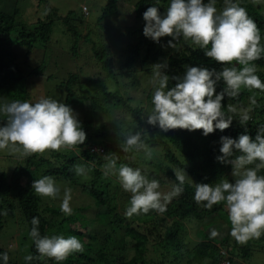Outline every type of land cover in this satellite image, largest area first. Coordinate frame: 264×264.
<instances>
[{
    "label": "trees",
    "instance_id": "1",
    "mask_svg": "<svg viewBox=\"0 0 264 264\" xmlns=\"http://www.w3.org/2000/svg\"><path fill=\"white\" fill-rule=\"evenodd\" d=\"M15 1L18 0H0V102H35L41 97L36 98L33 87L39 84L45 90L42 97H50L54 93L58 101L75 110L81 118L79 121L86 132V139L80 145L64 147L59 151L48 149L26 157L18 155V165L9 173H0V209L7 211V215H0V233L6 219L18 212L28 235L32 226L31 219L36 216L39 218L41 235L51 236L62 230L61 235H74L81 240L84 250L74 252L65 260L57 262L54 258L41 257L29 236V254L33 259L17 262L7 249L0 247V253H8V264H177L180 260H186L185 264H222L225 260L228 264H234L238 261L233 260L234 255L248 259L252 255L251 240L246 241L247 246L239 250V255L236 253L238 243H231L230 236L223 235L219 229V226L225 224L231 227L226 203L222 201L211 208H205L204 202L198 204L193 196L196 183H217L228 170L232 171L231 164L221 163L216 159L221 155V136L236 138L246 129L254 138L257 129L264 126V95L257 96L261 90L241 88L237 97H224L221 102L222 111L226 117L233 116V120L223 131L214 130L205 136L201 129L188 131L177 128L162 132L157 126L150 125V130H145L151 131V136L148 135L145 142L151 150V158H146L143 151L124 153L119 147V142L123 139L120 134L133 127L149 125L146 120L152 107L151 96L154 89L152 85L147 90L142 89L140 77L143 73H153L154 64L166 62L167 67L161 70L169 75L168 86L172 87L176 83L172 77L182 76L185 65L219 71L221 64L206 57L199 47L193 50L191 41H185L182 37L173 41L174 47L167 44L172 39L170 36L161 37L159 43L146 38L142 34V13L155 4L156 0L127 1L133 22L128 20L133 27L127 29V40L120 51L111 50V40L105 38L102 30L99 42L92 40L93 23L85 18L84 14L88 13V9L84 5L79 18L72 12L60 15L55 8L46 5L47 10L43 16L35 17L32 22L27 23L15 6ZM36 2L39 7L45 0ZM238 2L256 22L261 42L264 43V0ZM6 3H11L12 7L7 8ZM120 3L123 1L108 0L99 10L95 24L104 26L105 19L119 9ZM167 6L168 0H160L158 11L165 14ZM216 7L221 9L223 3L217 1ZM54 20L62 23L66 36L64 40L68 43L69 50L66 56L63 52L60 56L59 53H53L51 46L47 48ZM83 27L85 33L82 32ZM103 38L105 41H102ZM117 38L119 37L114 39ZM87 43L90 44L92 55L85 56L79 62L81 70L96 68L97 72H92L89 76L81 77L76 67L75 71L69 68L75 63L64 68L60 62L64 72L57 76L58 82L52 86L48 81L52 72L44 74L43 56L41 59L31 60V56L36 58L43 48L44 51L47 49L49 58L56 56V61H69L80 57L81 46ZM50 61L47 60L49 65ZM87 61H91L89 66ZM252 63L257 66V75L264 80V56ZM107 85L113 89H107ZM91 86L95 87V92L89 95ZM223 87L226 85L221 80L217 83L216 91H221ZM137 91L143 92L142 99L137 100L134 96ZM249 97L256 98V103L252 104ZM229 105L237 109L248 106L250 119L244 126L239 123L240 113L229 112ZM119 109L129 117L127 122L123 119L125 117L119 118L118 122H111ZM116 117L119 115L116 114ZM5 118L0 115V124L6 123ZM97 120L102 122L99 126L94 125ZM97 147L102 152L95 151ZM233 155L235 157L240 153L234 152ZM106 157L115 158L117 167L120 164L140 167L149 179L159 180L164 192L170 191L172 185L178 183L173 170H184L187 174L184 191L172 198L163 213L149 210L147 213L127 216L125 210L130 193L121 188L114 171L105 175ZM78 165L84 167V174H76ZM247 167H254V164ZM258 174L264 175L263 167ZM44 175L53 177L57 185L65 186L70 192L85 195L91 202L86 205L72 204V214L64 215L57 201H47L32 189V182ZM60 195L63 196L62 191ZM71 197L70 203L75 200V196ZM191 226L196 229L203 227L204 231L196 232L199 240L194 241L192 247L187 249L183 239L186 228ZM212 228L220 233L216 238L209 236ZM117 239L120 244L118 248L113 244ZM255 242H264V233ZM182 248L184 252L181 251ZM150 252L154 256H149Z\"/></svg>",
    "mask_w": 264,
    "mask_h": 264
},
{
    "label": "clouds",
    "instance_id": "2",
    "mask_svg": "<svg viewBox=\"0 0 264 264\" xmlns=\"http://www.w3.org/2000/svg\"><path fill=\"white\" fill-rule=\"evenodd\" d=\"M216 4L217 0H168L166 13L161 14L157 7L160 0H156L142 13V34L146 38L159 43L161 37L170 36L172 39L167 44L174 47L173 41L182 37L191 41L193 50L199 47L206 57L221 64L219 71L185 65L182 76L172 77L176 81L172 87L168 86L169 75L161 70L167 67L166 62L154 64L150 80L154 89L152 107L146 122L162 132L177 128L188 131L201 129L202 135L207 136L214 130L223 131L233 120V116L226 117L222 111L221 102L225 96L237 97L241 88L264 91V82L256 74L257 66L252 63L264 56L260 29L238 0H223V7L219 10ZM221 80L226 87L216 91ZM249 100L256 103L254 97H249ZM228 111L236 113L237 108L229 105ZM249 113V108L240 111V125L244 126L250 119ZM0 115L6 117V123L0 124V150L7 149L22 157L48 149L59 151L80 145L86 139V132L73 109L50 97H41L35 102H0ZM120 135L123 137L119 142L122 152L143 151L146 158H151V150L145 142L148 136L145 129H130ZM95 151L102 152V149L97 147ZM219 152L221 155L216 159L231 164L232 175L236 178L233 182L221 179L219 183H196L193 199L198 204L204 202L205 208L225 202L231 224L229 234L238 243H245L264 233V175L258 174L264 167V126L257 129L254 138L246 129L236 138L221 136ZM234 152L240 155L234 157ZM106 159L105 175L114 171L121 188L130 193L125 210L127 216L149 210L163 213L172 198L184 191L187 175L184 170H173L178 183L164 192L159 180L149 179L140 167L128 164L117 167L115 158ZM252 164L254 167H246ZM75 171L81 175L85 169L78 165ZM31 187L36 194L53 199L61 192L53 177L48 175L35 179ZM71 199L70 189L65 188L60 211L66 216L73 211ZM0 215H7V211L0 209ZM31 225L29 236L41 257L60 262L72 253L84 250L83 243L74 235H41L36 216L32 217ZM219 234L216 228L209 232L213 238ZM24 259L30 261L33 257L29 254ZM8 260L7 252L0 253V264H8Z\"/></svg>",
    "mask_w": 264,
    "mask_h": 264
},
{
    "label": "rangeland",
    "instance_id": "3",
    "mask_svg": "<svg viewBox=\"0 0 264 264\" xmlns=\"http://www.w3.org/2000/svg\"><path fill=\"white\" fill-rule=\"evenodd\" d=\"M107 1L108 0H45V3H43L42 5H40L38 7V3L36 2V0H18L17 2L15 1V6H17L19 13H21V15L23 16V19H25V21L27 23H30V22H32L33 18L43 16L47 10V6H49L51 8H55L57 10V13L60 15H64L68 12H72V14L75 17L79 18L80 16H82V6L84 5L88 9V13L84 14L86 16L85 18L88 20V22L93 23L91 26L92 32H93V35L91 36L92 40L99 42V38H100V36H102V35H100V30H102L105 34V38L111 40V41H109V43L111 42V50L114 51V50L119 49V51H120L121 47L123 46L122 44H124V41L127 40V35H126L127 29L129 30V29H131V27H133V24H132L133 21L131 19V13L129 11L128 6L126 5V4H128V2H127L128 0H122L123 3H120L119 9H117L116 12L113 13V15H111L110 17L105 19V25L104 26L96 25L95 20L97 18V15H99L98 14L99 10L103 8V6L107 3ZM217 1H220L223 3V0H217ZM6 7L11 8L12 7L11 3H6ZM128 19H130L132 22ZM108 24L113 25V26H109ZM82 32L85 33V27L82 28ZM65 37L66 36L64 35L63 26H62L61 21L59 22L58 20H54L53 32H52L51 40H50L49 44L47 45V48L49 46H51L54 50L53 53H59V56H60L61 53L63 52L62 54L64 56H66L69 50H68V45H67L68 43L64 40ZM115 37H119V38L114 39ZM105 38H103L102 41H105ZM66 45H67V47L64 48V46H66ZM84 48L88 49V51L85 52ZM89 48H90L89 43L85 44V46H81L80 57L78 56L77 58L70 59L69 61L68 60L65 61V59H61L59 61H56V56L53 59H51L47 55V49L44 51V49L42 48V50H41L42 53H39V52H41V51H39L37 53L36 58L31 56V60L35 61L37 58L41 59L43 56V59H44L43 64L45 66V73L44 74L46 75V74L52 72V73H50V79L48 81H49L50 85L53 86L54 84H56L58 82L57 76H59L61 73L64 72V69L60 66V62L63 63L64 68L66 65H71V64L73 65L75 63L74 66H72V67L70 66L69 68H71L73 71H75V67H76V71H77V73H79V75L81 77L89 76V75H91L92 72H97L96 68H94V67H93V70H90V68H87V70L86 69L85 70L80 69L81 63L79 61L82 60L85 56H91L92 55L91 50ZM33 52L35 53V49L33 50ZM48 59L51 60L50 65L48 64L49 62H47ZM88 59H86V60H88ZM90 63H91V61L90 62L87 61V66H89ZM151 77H152L151 72L143 73L142 76L140 77L141 87L143 85V88H142L143 90H147L151 87V85H152L150 83ZM259 78L262 80V77H259ZM262 82H264V80H262ZM44 84L46 87H48L46 82H44ZM107 89L112 90L113 87L107 85ZM89 90H90L89 95H92L95 92V87L91 86L89 88ZM33 91H34V93H36V98L42 97L45 93V90H43V88L39 84H37L36 86L33 87ZM55 92H59V91H55ZM142 93L143 92H141V91H139V93H138V91L134 93V96L137 98V100L142 99ZM138 95H141V97L139 98ZM259 95L260 96L264 95V91H261L260 93H258L257 96H259ZM50 98L56 99V95L54 93H52V96H50ZM246 103L248 104V102H246ZM245 108H248V106H246ZM241 110L242 109H237V112L240 113ZM73 112L75 113V110H73ZM88 113H89V110H88ZM116 114H118L119 117H116ZM116 114H114V118L111 122H115V121L118 122L119 118H121V117H125V118H123L125 122H127V120H129V117L126 116L125 112L121 109L116 111ZM76 115H77L78 120L81 119L78 114H76ZM106 122H108V120ZM99 123H102L101 120L94 121L95 126H99ZM150 128H151L150 125H145V126L143 125V127H142V129H149V130H150ZM135 129H136V127H133L131 130H135ZM149 130L147 131V133L149 136H151V131H149ZM18 155H19L18 153L10 152L7 149L0 150V173L1 172L9 173V171H11L15 166H17L18 165V163H17V160H18L17 156ZM235 178L236 177H234L232 175V171L228 170L226 172L225 176L220 177V179L218 180L217 183H219L221 179H227L229 182H233ZM58 186L60 187L61 191L63 192V190L65 189V186H61V185H58ZM70 194H71V196H75V200H73V202L70 203L71 207H72V204L86 205L90 201L89 198L87 199V197L83 194H77L76 192H74V193L70 192ZM62 197L63 196L59 194V196L54 198V199L48 198V197H44V199H46L47 201L55 200L60 204ZM120 199H121V197H120ZM19 220H20V222H19ZM219 229L223 235H229L230 236L231 243L237 242L229 234L231 227H229L227 224H225L223 226H219ZM203 231H204L203 227H200V228L197 227V229H196V228H193L191 226V227L186 228V233L184 235L183 240L185 242L184 245L187 246L186 247L187 249L192 247V245L194 244V241L199 240V238L196 235V232L197 233H203ZM61 232H62V230L56 232L53 235H61ZM118 240L119 239L115 240V243H113V244H115L116 248H118V246L120 245L118 243ZM249 240H251L250 246L252 248V255L248 259H243L242 257H239L238 255H234L235 258H233V260H235V259L238 260L234 264H241V263H243V264H264V249H263L264 248V242H261V243L255 242L258 240V237L257 238H251ZM253 241H254V243H253ZM252 243H253V245H252ZM30 245H31V239L27 233L26 227L22 223V219L20 217V214L18 212H16L15 214H13L11 216V218L6 219V221H5L3 229L1 230V233H0V247L7 249L10 252L11 257L15 261L21 262L24 260V257L26 255H29ZM258 245L263 246V247L260 248V246H258ZM246 246H247L246 242L245 243H238V245H237L238 250L236 251V253L240 255L239 250L242 248H245ZM116 251H118V250H116ZM181 251L184 252V248H182ZM149 256H154V255H153V253L150 252ZM185 263H186V260H183V261L180 260V262L177 264H185Z\"/></svg>",
    "mask_w": 264,
    "mask_h": 264
},
{
    "label": "built area",
    "instance_id": "4",
    "mask_svg": "<svg viewBox=\"0 0 264 264\" xmlns=\"http://www.w3.org/2000/svg\"><path fill=\"white\" fill-rule=\"evenodd\" d=\"M223 264H228V262L225 260V261L223 262Z\"/></svg>",
    "mask_w": 264,
    "mask_h": 264
}]
</instances>
